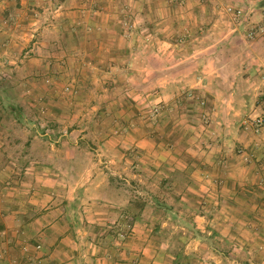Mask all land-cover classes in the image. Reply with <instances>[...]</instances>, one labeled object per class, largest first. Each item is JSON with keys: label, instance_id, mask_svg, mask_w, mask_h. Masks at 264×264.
I'll return each instance as SVG.
<instances>
[{"label": "rangeland", "instance_id": "rangeland-1", "mask_svg": "<svg viewBox=\"0 0 264 264\" xmlns=\"http://www.w3.org/2000/svg\"><path fill=\"white\" fill-rule=\"evenodd\" d=\"M65 1L0 0V207L14 214L32 193L48 195L43 208L74 217L68 254L90 257L83 264H264L254 241L263 228L244 227H264V210L251 211L254 198L238 205L230 168L213 161L209 95L173 96L167 80V42L211 28L253 41L264 0H155L154 38L148 23L124 20L143 13L137 0H82L90 7L79 17ZM191 9L203 18L171 23L169 41L168 14ZM91 13L112 22L91 25ZM241 187L264 200V182ZM17 242L44 252L27 233ZM23 257L48 264L43 253Z\"/></svg>", "mask_w": 264, "mask_h": 264}, {"label": "crops", "instance_id": "crops-1", "mask_svg": "<svg viewBox=\"0 0 264 264\" xmlns=\"http://www.w3.org/2000/svg\"><path fill=\"white\" fill-rule=\"evenodd\" d=\"M133 2L132 6L141 7L140 10L143 13L133 14L124 20L130 23L134 21L148 23L149 33L154 38L155 20L159 18L158 16L155 18V0ZM69 4L72 8H76L70 13L76 14L77 17L86 14L85 8L90 7V4L83 5L82 0H66L62 7L68 9ZM95 7L100 9L99 5H94L93 8ZM56 13L60 15L65 12L59 9ZM182 15L178 17L177 14H168L169 28L164 33L169 41L176 38L173 33L177 31L175 25L174 28L171 27V23H179L183 20L190 24L203 18L196 9L187 10L184 17ZM85 17L91 25H100L105 22L109 26L112 22L111 17L101 15V13L98 15L91 13ZM46 28L47 26H43V29ZM185 33L189 38L184 42L179 44L175 40L173 43L167 42L168 93L174 96L183 88H195L209 95L208 98L213 106L210 105L211 111L208 113L211 118H215L217 123L215 131L219 137H215V140L218 139L217 151L221 154V157L217 156L218 160L213 161L230 168L235 187L232 197L238 200V205L240 199L244 198L248 200L254 198L257 203L261 201L264 204V200L255 197L258 196L257 193L250 190L244 193V188L241 187L244 181L251 184L264 182V128L260 135H254L249 128L243 126L247 118H254L264 109V100L260 97L264 95V36L252 41L244 38L240 31H218L213 28L200 31L190 30ZM129 35L135 37L138 33L130 30ZM234 148L238 153L243 151V154H248L246 156L248 158H244L243 154L235 155ZM228 154L231 157H227ZM37 195L32 193L27 203L21 204L22 207H18L14 214L9 209L0 207V264H20L24 261L23 256L27 259V256H39L41 253L48 256L43 259L48 264L88 262L90 257L85 254H68L69 248H72V251L77 249L75 240L78 236L73 228L68 227V225L76 224L74 217L70 214L64 215L62 207L56 204L43 208V204L49 202V196ZM259 196L264 199L262 194ZM257 203L253 204L251 211L261 215L264 209L262 204ZM40 207L43 211H40ZM34 210L39 211L32 213ZM91 210L95 211L93 208ZM94 217L98 219L96 214ZM20 218L22 221L19 220ZM253 224L256 226L252 227ZM234 227L239 226L236 224ZM244 227L254 230L263 228L264 230L259 223L251 221L244 223ZM23 232L38 240L45 253L35 251L32 243L23 247L22 251L19 250L17 238ZM254 241L257 246L259 243L264 245L262 236L261 239L255 238Z\"/></svg>", "mask_w": 264, "mask_h": 264}, {"label": "built area", "instance_id": "built-area-1", "mask_svg": "<svg viewBox=\"0 0 264 264\" xmlns=\"http://www.w3.org/2000/svg\"><path fill=\"white\" fill-rule=\"evenodd\" d=\"M262 36H264V19L256 27H253L248 34L250 39H256ZM249 126L254 135H260L261 130L264 128V110L260 115L251 119ZM37 249H39V246H37ZM26 264H41V262L34 258H28Z\"/></svg>", "mask_w": 264, "mask_h": 264}]
</instances>
